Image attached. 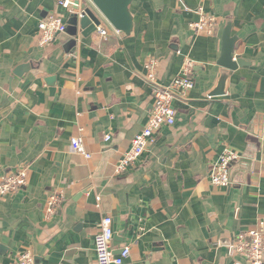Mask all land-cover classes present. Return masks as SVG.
Returning a JSON list of instances; mask_svg holds the SVG:
<instances>
[{
    "label": "crops",
    "instance_id": "1",
    "mask_svg": "<svg viewBox=\"0 0 264 264\" xmlns=\"http://www.w3.org/2000/svg\"><path fill=\"white\" fill-rule=\"evenodd\" d=\"M55 1L0 0V177L27 168L26 184L0 196V264L24 251L36 264H95L105 215L113 252L130 247L122 264H249L228 244L264 217V0H132L130 35L95 31L68 49L66 33L38 43L41 18L71 16ZM199 6L215 18L212 34L189 27ZM227 26L246 63L229 72L224 94L211 96ZM149 58L160 85L191 59L194 84L176 93L174 124L159 127L116 174L152 107ZM78 127L90 158L70 146ZM225 149L253 155V166L232 163L237 182L219 187L210 174ZM51 193L63 200L46 219Z\"/></svg>",
    "mask_w": 264,
    "mask_h": 264
},
{
    "label": "built area",
    "instance_id": "2",
    "mask_svg": "<svg viewBox=\"0 0 264 264\" xmlns=\"http://www.w3.org/2000/svg\"><path fill=\"white\" fill-rule=\"evenodd\" d=\"M86 2L90 8H95L90 0H56L58 7L64 9L69 14L81 16L83 9L80 4ZM97 10V9H96ZM98 11V10H97ZM101 15V13L98 11ZM198 18L190 22L189 27L200 33L212 34L215 28V18L212 14L206 12L202 6L195 9ZM102 22L105 25L96 26V32L101 37H107L109 29L116 34L120 32L114 29L101 15ZM39 45L53 41L57 35L65 33L66 21L58 14H47L38 22ZM193 61L185 59L182 67V74L174 77L169 84L160 85L156 80L158 62L154 58H149L145 64L144 78L152 86L153 103L147 121L142 128L131 140L130 147L124 151L114 165V172L122 174L130 169L138 158L145 151L148 142L152 139L156 131L162 125H172L175 122V108L173 99L178 91H185L193 87L194 81L190 77ZM82 127H78V136L70 139V146L76 153L90 158L91 154L86 150L83 137ZM110 139L105 135V141ZM238 153L233 150L225 149L214 164L210 174V181L213 185L219 187H229L230 167L232 163L239 159ZM27 181V168L20 167L14 171H7L0 177V196L11 194L21 189ZM99 197H96L97 202ZM63 200V194L51 193L44 204V216L46 219L55 214L59 204ZM113 228L112 219L105 215L99 223V230L94 237L95 264H122L129 256L130 247L124 245L118 254L113 252ZM231 252L249 264H264V217L257 220L253 227L239 231L232 241L228 244ZM10 264H36L30 251H24L17 255Z\"/></svg>",
    "mask_w": 264,
    "mask_h": 264
},
{
    "label": "water",
    "instance_id": "3",
    "mask_svg": "<svg viewBox=\"0 0 264 264\" xmlns=\"http://www.w3.org/2000/svg\"><path fill=\"white\" fill-rule=\"evenodd\" d=\"M90 1L114 29L118 30L125 36L131 34L133 30V17L129 7L132 0ZM80 7L83 9V14L80 17L75 14H71L69 19L66 21L65 33L70 37L66 43V49L75 47L77 42L76 37L78 35L86 37L95 32L96 26L100 25L103 20L96 9L90 8L83 3L80 4ZM237 46L238 41L235 37L230 35V27L227 26L222 33L221 52L220 57L217 60V65L220 67V74L216 87L210 94L211 96L224 94L226 92L229 72L235 70L239 66H243L246 63L239 55L234 54ZM27 69L28 66L26 64L20 65L13 73L16 76H21ZM237 162L242 166L244 165L243 163H246V166H248L247 164L251 162L250 166H253V155L243 153L240 155ZM230 180L232 183L237 182L236 179L232 178L231 169Z\"/></svg>",
    "mask_w": 264,
    "mask_h": 264
},
{
    "label": "rangeland",
    "instance_id": "4",
    "mask_svg": "<svg viewBox=\"0 0 264 264\" xmlns=\"http://www.w3.org/2000/svg\"><path fill=\"white\" fill-rule=\"evenodd\" d=\"M83 4H86V2H83Z\"/></svg>",
    "mask_w": 264,
    "mask_h": 264
}]
</instances>
